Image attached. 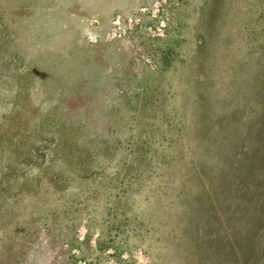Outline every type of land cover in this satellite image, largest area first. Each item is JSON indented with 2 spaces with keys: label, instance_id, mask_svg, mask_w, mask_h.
I'll use <instances>...</instances> for the list:
<instances>
[{
  "label": "rangeland",
  "instance_id": "374dc122",
  "mask_svg": "<svg viewBox=\"0 0 264 264\" xmlns=\"http://www.w3.org/2000/svg\"><path fill=\"white\" fill-rule=\"evenodd\" d=\"M2 159L0 264H264V0H0Z\"/></svg>",
  "mask_w": 264,
  "mask_h": 264
},
{
  "label": "trees",
  "instance_id": "16d2710c",
  "mask_svg": "<svg viewBox=\"0 0 264 264\" xmlns=\"http://www.w3.org/2000/svg\"><path fill=\"white\" fill-rule=\"evenodd\" d=\"M52 144V143H51ZM43 147H45V146H43ZM47 147H48V145H47ZM52 148L54 149V151L55 150H57V148H58V146H57V144H56V142H54L53 141V144L51 145V147H49V151H51L52 150ZM45 149V148H44ZM34 152H36L37 153V150L35 149L34 150V148L33 147H31V149H27V152H25V156H23L24 158H23V161L21 162V164H24V166H25V168L28 166V165H30L31 164V157H29V154L30 153H34ZM52 153V152H51ZM53 154V153H52ZM51 155V154H50ZM58 156H59V154H58ZM50 159H52L53 158V156H50L49 157ZM84 158H88L87 156H84ZM2 161L3 162H1V165L3 164L4 165V167L3 166H0V171H2V173H5V172H8L10 169H14V168H16L14 165H7V164H4L6 161H7V159H2ZM87 161L88 160H86V162H85V164L87 163ZM81 163V165H82V162H80ZM13 164V163H12ZM85 164H84V166L83 167H85ZM49 165H51V164H46L45 166H49ZM80 165V166H81ZM23 166V165H22ZM20 168V167H19ZM22 168V167H21ZM18 169V168H17ZM24 169V168H23ZM58 173H55V175H57ZM55 179V178H54Z\"/></svg>",
  "mask_w": 264,
  "mask_h": 264
}]
</instances>
